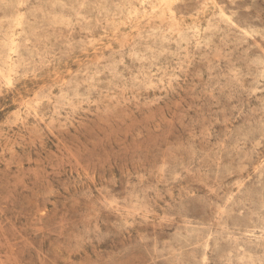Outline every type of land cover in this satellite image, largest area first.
Masks as SVG:
<instances>
[{
	"label": "rangeland",
	"instance_id": "rangeland-1",
	"mask_svg": "<svg viewBox=\"0 0 264 264\" xmlns=\"http://www.w3.org/2000/svg\"><path fill=\"white\" fill-rule=\"evenodd\" d=\"M0 264H264V0H0Z\"/></svg>",
	"mask_w": 264,
	"mask_h": 264
},
{
	"label": "bare ground",
	"instance_id": "bare-ground-1",
	"mask_svg": "<svg viewBox=\"0 0 264 264\" xmlns=\"http://www.w3.org/2000/svg\"><path fill=\"white\" fill-rule=\"evenodd\" d=\"M170 3V2H169ZM168 8H169V6H168Z\"/></svg>",
	"mask_w": 264,
	"mask_h": 264
}]
</instances>
